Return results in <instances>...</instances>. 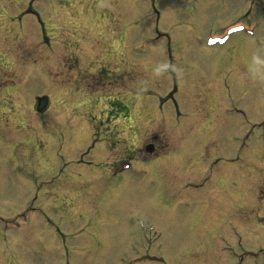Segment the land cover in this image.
Wrapping results in <instances>:
<instances>
[{"label": "rangeland", "instance_id": "rangeland-1", "mask_svg": "<svg viewBox=\"0 0 264 264\" xmlns=\"http://www.w3.org/2000/svg\"><path fill=\"white\" fill-rule=\"evenodd\" d=\"M252 2L245 14L233 0H0V264H264V227L232 226L233 178L222 175L233 167L208 168L221 147L189 137L187 147L196 142L210 155L201 172L212 177L203 199L181 208L136 171L124 172L121 186L119 176L97 182L92 197L94 184L76 182L72 165L91 141L88 119L104 117L107 107L99 110L120 88L131 107L121 114L125 147L138 142V125L143 140L158 135L162 144L166 122L213 119L238 127V184L258 179L251 161L264 151V125L253 128L264 121V23L254 21L264 19V0ZM239 19L246 30L210 39ZM144 57L158 66L137 70ZM83 83L95 94L67 92ZM41 94L51 99L46 122L34 114ZM93 167L98 179L104 169Z\"/></svg>", "mask_w": 264, "mask_h": 264}, {"label": "flooded vegetation", "instance_id": "flooded-vegetation-1", "mask_svg": "<svg viewBox=\"0 0 264 264\" xmlns=\"http://www.w3.org/2000/svg\"><path fill=\"white\" fill-rule=\"evenodd\" d=\"M235 2L237 4L239 1L236 0ZM242 3L243 12L252 11L250 8L253 6V3H246L244 1H242ZM137 66L140 69L141 66L156 68L158 64L151 63L148 58H139ZM176 91L177 87L175 86L173 92ZM198 93L202 95V90H197V94ZM218 104L216 100L212 104L213 112H215L213 118L218 117L216 115L220 108H217ZM203 106V104H199L200 108H203ZM106 107V113L105 111H101L105 113L104 117H92L88 119L87 124L91 127L89 134L91 141H89L86 151L79 154L73 164L80 173L79 175L73 173V179H75L76 182H87L89 185L94 184L93 192H90L93 197L97 196L100 191V188L96 184L97 182L100 184L104 182L110 183L112 179H116L119 176L120 179L116 184L121 186V175L127 171H136L139 174L147 176L148 180L145 184L149 185L154 183L153 194L155 195L157 192L155 196H158L165 203L172 206L176 204L181 208L183 204L187 206V203L192 201L200 202L203 199L202 191L204 184L212 177V172L210 171L206 173L201 172L204 167L203 162L206 165L209 164V162L206 161L207 157L210 155L206 151H199L197 146L199 144L196 142H192L190 146L187 147L190 143L189 137L196 135L200 143H207L208 141L220 143L223 139L230 138L233 141L231 146L226 149L220 148L221 150L217 153L215 161L208 165V168L209 170H213L220 161H225L223 165H231L234 169L233 172L227 170L226 173L222 175V178L225 180L233 178L231 202L234 215L233 220H236V224L233 223L234 225L232 226L247 230V228H244L245 225L249 228L251 225L253 228V223H256L258 226L264 227V151L259 161L257 160L258 156L251 161V164H255L256 169L260 173L259 178L248 179L238 184L235 174L237 169L234 167L238 152L234 142L236 143L238 140H236V138L239 131L235 126L232 127V130L227 131L223 130L221 125H216L210 129L211 131L203 133L199 130L198 126L200 120L188 122L183 129L178 128L170 132L171 141L174 145L172 147L173 151L172 148L163 150V145L157 147L158 139L155 135H152V137L147 136L146 139H148V141L145 142V140L142 139L140 131L134 130L133 132L138 142L132 143V147H125L123 144H126L128 128L126 124H124L125 116L121 114L127 110L122 100L117 98L108 99V105ZM48 109L49 106L40 113L41 119L46 118L43 115ZM209 110H211V108ZM110 120L116 121L114 127L109 125ZM212 121L216 122L213 119ZM119 123H122L123 127H119ZM105 125L113 131L109 130ZM207 133L210 134L207 136ZM97 145L100 148H97ZM179 147H183V149L177 151ZM94 151L98 155L97 158H95L93 154ZM101 152L102 156H99ZM163 161L166 163L163 164ZM134 162L138 164L135 165ZM127 163L129 164V168L122 171L124 169V164ZM95 165H97L99 170L104 169L100 171L101 174L98 179L96 176L90 178L88 174L93 171V166ZM160 184H162V189ZM241 208H246L249 212H243L240 210ZM51 236H53V234H51ZM64 247L66 248V245ZM76 247L77 245H73L72 249L74 250ZM65 258L64 260H66V262L71 261L68 257Z\"/></svg>", "mask_w": 264, "mask_h": 264}, {"label": "water", "instance_id": "water-1", "mask_svg": "<svg viewBox=\"0 0 264 264\" xmlns=\"http://www.w3.org/2000/svg\"><path fill=\"white\" fill-rule=\"evenodd\" d=\"M38 100V107H37V110L40 111L42 110L43 106L45 105V102H46V97H38L37 98Z\"/></svg>", "mask_w": 264, "mask_h": 264}, {"label": "bare ground", "instance_id": "bare-ground-1", "mask_svg": "<svg viewBox=\"0 0 264 264\" xmlns=\"http://www.w3.org/2000/svg\"><path fill=\"white\" fill-rule=\"evenodd\" d=\"M144 58H146V57H144ZM147 59V58H146ZM151 59H153V58H151ZM119 127H123V124L122 123H119ZM120 136V135H119ZM202 138H204V137H202ZM99 156H102V152L101 153H99Z\"/></svg>", "mask_w": 264, "mask_h": 264}]
</instances>
